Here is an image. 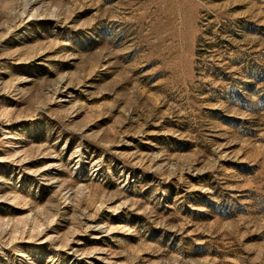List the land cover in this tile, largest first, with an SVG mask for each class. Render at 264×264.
Here are the masks:
<instances>
[{"label":"rangeland","instance_id":"rangeland-1","mask_svg":"<svg viewBox=\"0 0 264 264\" xmlns=\"http://www.w3.org/2000/svg\"><path fill=\"white\" fill-rule=\"evenodd\" d=\"M0 264H264V0H0Z\"/></svg>","mask_w":264,"mask_h":264}]
</instances>
